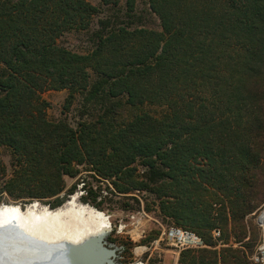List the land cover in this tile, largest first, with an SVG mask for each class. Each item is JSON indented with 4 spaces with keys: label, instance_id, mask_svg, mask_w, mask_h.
Returning <instances> with one entry per match:
<instances>
[{
    "label": "trees",
    "instance_id": "16d2710c",
    "mask_svg": "<svg viewBox=\"0 0 264 264\" xmlns=\"http://www.w3.org/2000/svg\"><path fill=\"white\" fill-rule=\"evenodd\" d=\"M102 3L118 12L100 18L83 54L59 39L91 28L99 7L0 0V149L28 162L21 186L38 199L62 193L87 160L120 192L156 194L171 222L211 246L180 263L256 264L252 246L234 244L256 241L248 215L264 201V0H149L161 30L134 25L137 0ZM61 89L68 109L83 99L76 126L45 116L42 93ZM75 193L36 212H66ZM214 229L226 246L215 248Z\"/></svg>",
    "mask_w": 264,
    "mask_h": 264
},
{
    "label": "rangeland",
    "instance_id": "374dc122",
    "mask_svg": "<svg viewBox=\"0 0 264 264\" xmlns=\"http://www.w3.org/2000/svg\"><path fill=\"white\" fill-rule=\"evenodd\" d=\"M88 1L99 7L101 11L99 15L94 18V23L91 28L88 30H71L64 33V35L59 39V42L64 47L83 54L90 52L96 44L93 33L94 29H96L99 24L100 18L113 16L116 12H118L113 7L103 5L102 0ZM125 4L126 0H121V6L123 7ZM136 11L139 16L132 21L135 23L134 25L153 27L156 30H161L159 19L152 13L149 7V0H137ZM120 21L124 23L127 22L124 17L120 18ZM68 95L69 91L67 89L48 90L43 92L41 95L42 99L49 103V106L45 110V116L51 121L65 120L71 125L76 126L77 123L84 119V116L81 113V110L83 109V99L81 96H77L73 104H71V107L68 109L65 106ZM27 163L28 162L26 160H20L11 148L1 147L0 187L4 189L0 195V208L4 204H11L20 207L26 212L30 210L36 211V207L39 206V203L47 206L49 204V207L50 205L55 206L58 205L57 202L59 199L63 198L65 201L70 194L80 190L78 195H76V193L73 194V196L65 204L68 206L70 201L71 203H74L75 201L73 198L77 200V198L82 195L81 199L84 202L89 203V206L82 205L78 208L84 209L88 214L96 216L101 222L108 225L111 224L114 226L118 224L120 219L129 221V216L133 213H144L145 217L142 221L144 234H142L141 244L149 242V237L156 232H159V230L163 227L177 226V224L171 222V219L166 217L160 211V201L158 200L156 194L149 192L148 190H141L140 188L120 192L117 186L113 183V181L120 179H117V177L114 176L112 178L103 176L98 173L96 168H93L87 160L82 163L75 164L74 167L79 170L76 175H64L65 186L62 193L60 192L56 195H46L41 199L33 198L29 195L27 187L25 188L24 186H21L22 178L20 175L27 172V168L25 167ZM132 165L137 169L134 172V181H141L147 167L142 165L140 159H137ZM119 183L121 182L119 181ZM90 190H92L93 193L90 192ZM263 204L264 201H262L258 207L248 215L250 219V228L258 231L259 234L256 241L250 239V236H248L243 242L234 244L235 247H238L242 243L244 245H246L245 243H248L252 246V248L251 250H247L252 251V256L256 251L261 236L259 226L256 223L255 215ZM108 240L109 242L114 243L117 247H124V251L122 252L123 258L119 259L120 262L128 263L137 258L134 251L135 247L139 244H137L130 236L117 234L113 231L109 234ZM217 242L218 244L215 248L226 246V244L223 243L224 241L219 240V238ZM162 249V251L154 252L152 254H150V252L146 253L143 256L146 264H175V254L172 247L164 244Z\"/></svg>",
    "mask_w": 264,
    "mask_h": 264
},
{
    "label": "bare ground",
    "instance_id": "6f19581e",
    "mask_svg": "<svg viewBox=\"0 0 264 264\" xmlns=\"http://www.w3.org/2000/svg\"><path fill=\"white\" fill-rule=\"evenodd\" d=\"M108 229V224L88 214L84 209L76 207L75 203L66 212L44 213L33 210L26 212L18 206L4 204L0 208V264H3L6 258L8 264H11L21 252H24L12 251L11 245L17 242L21 250L36 239L82 241L100 237Z\"/></svg>",
    "mask_w": 264,
    "mask_h": 264
},
{
    "label": "water",
    "instance_id": "95a60500",
    "mask_svg": "<svg viewBox=\"0 0 264 264\" xmlns=\"http://www.w3.org/2000/svg\"><path fill=\"white\" fill-rule=\"evenodd\" d=\"M111 230L112 225L109 224V229L102 236L82 241L36 239L21 250L19 242L14 243L12 251L24 252L11 264H124L119 261L120 248L108 240ZM7 260L3 264H8Z\"/></svg>",
    "mask_w": 264,
    "mask_h": 264
},
{
    "label": "built area",
    "instance_id": "2783aa9c",
    "mask_svg": "<svg viewBox=\"0 0 264 264\" xmlns=\"http://www.w3.org/2000/svg\"><path fill=\"white\" fill-rule=\"evenodd\" d=\"M144 217L145 214L142 212L133 213L129 216V221H125V219H120L118 224L112 226L111 232L114 231L117 234H125L127 236H130L133 240L136 241L137 244H139L135 247L134 251L137 258L132 262L124 264H146L143 256L148 252L152 254L154 252L162 251V247L164 244L172 247L175 254V264H180L179 255L184 250H199L203 248H210L205 239L200 236L197 232L188 228L178 226L163 227L159 230L155 238H153L146 244H141L142 234H144L142 229V221ZM255 219L257 225L259 226L261 236L256 251L251 257V259L256 264H264V204L256 213ZM213 234L215 238H219L221 236V232L219 229L214 230ZM119 248L120 258H123L122 252L124 251V247Z\"/></svg>",
    "mask_w": 264,
    "mask_h": 264
}]
</instances>
